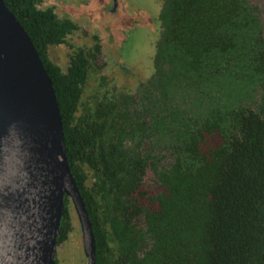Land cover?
I'll use <instances>...</instances> for the list:
<instances>
[{"label": "trees", "instance_id": "trees-1", "mask_svg": "<svg viewBox=\"0 0 264 264\" xmlns=\"http://www.w3.org/2000/svg\"><path fill=\"white\" fill-rule=\"evenodd\" d=\"M4 1L53 81L96 264H264L258 6L167 0L154 71L131 93L109 87L100 46L73 42L78 26L56 6ZM72 207L66 196L58 243L73 231Z\"/></svg>", "mask_w": 264, "mask_h": 264}, {"label": "water", "instance_id": "water-1", "mask_svg": "<svg viewBox=\"0 0 264 264\" xmlns=\"http://www.w3.org/2000/svg\"><path fill=\"white\" fill-rule=\"evenodd\" d=\"M66 196L88 262L96 264L53 81L31 36L0 0V264H56Z\"/></svg>", "mask_w": 264, "mask_h": 264}, {"label": "flooded vegetation", "instance_id": "flooded-vegetation-1", "mask_svg": "<svg viewBox=\"0 0 264 264\" xmlns=\"http://www.w3.org/2000/svg\"><path fill=\"white\" fill-rule=\"evenodd\" d=\"M64 3H70L74 11V17L65 12L70 19H72L78 28L73 35H79L81 29L84 30L86 36L91 35L93 41L79 42L77 44H88V46H94L98 44L100 46L101 59L104 64L103 74L106 77V81L110 83L111 88L117 87L119 91L129 90L131 93H137L139 91L140 83L150 77L154 71V58L158 48V42L162 38L164 33V20L163 9L167 0H62ZM253 3V2H252ZM259 8V7H258ZM85 14L81 19V15ZM87 15V16H86ZM106 15L104 24L110 28V38H114V26L119 27V39L118 53L123 59V63L120 64L121 70L130 77L136 78L135 87L123 88V81L115 82L112 78V74L117 69L116 64L113 61H117L118 57L114 53L109 52L108 45L104 42V35L102 33V27L98 21ZM262 18V17H261ZM89 20L91 25L89 24ZM126 20V21H125ZM122 26H125L122 27ZM92 27V33H90ZM143 44L148 47V63L140 65L136 62L134 64L128 57V52L134 46ZM110 68V64H112ZM130 64V67L128 66ZM109 66V67H108ZM148 75V77H147ZM146 76V78H144ZM127 83V80H126ZM117 84V85H115ZM130 83H127V85ZM73 232V231H72ZM71 232V233H72ZM70 233V235H71ZM70 237V236H69ZM68 240L59 243L57 255L63 250ZM85 253V251H84ZM86 255V254H85ZM88 260V257L86 256ZM79 264H82L79 261ZM89 264V262H88Z\"/></svg>", "mask_w": 264, "mask_h": 264}, {"label": "rangeland", "instance_id": "rangeland-1", "mask_svg": "<svg viewBox=\"0 0 264 264\" xmlns=\"http://www.w3.org/2000/svg\"><path fill=\"white\" fill-rule=\"evenodd\" d=\"M253 4H256L259 7L260 10V15L262 17V20L264 22V0H251ZM47 5H54L57 7V10L62 13H67L69 12L73 17H74V11L72 8V5H68V3H64L62 0H47L46 1ZM85 14L81 15V19L84 18ZM87 16V15H86ZM106 19V15H104L102 18L99 19L98 23L102 27V33L104 35V42L108 45L109 47V52L114 53L117 55L118 59L117 61H113L114 64H116L117 69L115 72L112 74V78L115 79V82L117 81H123L122 85L124 89H127L128 87H135L136 85V78L130 77L131 75L126 74L121 70L120 64L123 63V59L120 57L118 51L119 48V39L121 35L119 34V23L116 24L117 26H114V38H110V28H108L104 24V20ZM107 20V19H106ZM126 21V20H125ZM89 24L91 25V22L89 20ZM125 28V26H122ZM92 27L90 33H92ZM91 35L86 36L84 34V30L81 29L79 35H75L73 37V42L76 43V41L79 42H89L93 41L91 38ZM53 56L58 60V61H66L67 53L68 50L67 48L64 47H57L53 49L52 51ZM148 47L144 46L143 44L134 46L130 49L128 52V57L131 62L136 64V62L140 65L147 64L148 63ZM110 64V68L114 66ZM130 67V64L128 65ZM109 67V66H108ZM148 77V75H147ZM146 78V76L144 77ZM130 83L127 85L126 83ZM94 83V82H93ZM117 85V84H115ZM76 209L72 207V213H73V232L71 233L67 244L64 246L63 250L59 252V258L62 260V264H79L81 261L82 264H88V260L86 259V255L84 253V241H83V232L82 228L80 226V221L77 218V213L75 211Z\"/></svg>", "mask_w": 264, "mask_h": 264}]
</instances>
